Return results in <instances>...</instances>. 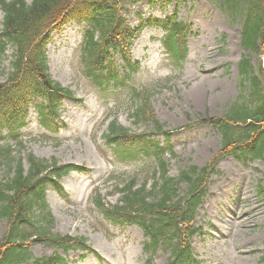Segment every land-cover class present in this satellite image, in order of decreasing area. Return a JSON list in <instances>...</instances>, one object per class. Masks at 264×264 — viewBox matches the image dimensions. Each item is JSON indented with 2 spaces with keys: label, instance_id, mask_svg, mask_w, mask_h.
Segmentation results:
<instances>
[{
  "label": "trees",
  "instance_id": "1",
  "mask_svg": "<svg viewBox=\"0 0 264 264\" xmlns=\"http://www.w3.org/2000/svg\"><path fill=\"white\" fill-rule=\"evenodd\" d=\"M139 1L0 0L4 11L0 57L8 48L14 49L12 69L7 80L0 83V167L6 172L5 177H0V218L7 222L0 238V264H68L58 252L35 257L30 251L34 243L64 251H93L87 238L54 231L55 217L46 200L49 187L59 189V180L64 175L83 168L27 152L21 133L29 104L35 100L40 123L46 129L57 132L62 126L60 107L74 93L53 79L46 47L51 32L66 22L83 21L90 27L80 53L84 74L98 87L126 85L128 98L123 105H127L134 121L152 127L151 133L133 131L119 122L116 113L106 115L103 124L107 131L103 138L114 155L128 162L145 159L153 169L142 182L135 177L117 180L114 193L121 196L116 204L99 191L90 203L114 224L136 223L143 229L149 263L157 249L167 244L171 247L167 264H199L190 241L201 230L194 224L195 215L207 194L209 176L216 170L218 160L228 155L241 161L264 158V0H215L220 7L243 18L241 45L246 52L239 62V74L245 95L224 115L200 118L220 131L221 149L205 166L187 165L177 177L169 173L166 152L170 150L173 157L176 154L169 144L162 146L158 138L162 134L169 142L172 135L150 104V89L139 88L133 81L126 84L131 75L125 78L119 75L112 53L119 49L132 74L137 73L139 62H132L128 47L143 26L157 25L166 31L163 42L168 59L174 68L182 70L191 23L178 21L174 14L163 19L150 18L132 27L124 12L127 5ZM253 53L260 55L258 63L254 62ZM4 129L8 130V139L2 137Z\"/></svg>",
  "mask_w": 264,
  "mask_h": 264
},
{
  "label": "rangeland",
  "instance_id": "2",
  "mask_svg": "<svg viewBox=\"0 0 264 264\" xmlns=\"http://www.w3.org/2000/svg\"><path fill=\"white\" fill-rule=\"evenodd\" d=\"M175 10L179 19L192 23L189 55L183 71L171 69L161 28H144L129 49L141 61L136 84L150 89L158 120L172 132V146L178 158L170 159V173L178 176L187 164L202 167L219 153L222 134L200 122V118L224 115L245 95L238 69L245 51L241 47L243 18L220 7L215 0H158L156 3L141 0L128 6L125 16L131 25L137 26L139 13L144 18L164 17ZM3 20L0 9V32ZM85 25L73 20L50 36L47 47L50 72L54 79L70 87L76 98L64 100L61 107L64 127L56 139L45 138L35 107H31L30 124L25 129L27 152L86 168L84 172L64 176L60 181L62 190L49 187L46 192L47 203L55 216L54 230L87 237L98 253L83 257L81 250L67 254L58 250L68 258L69 264H147L142 230L136 225L113 226L89 206L95 187L99 186V193L115 203L119 198L114 193L117 180L134 177L146 180L153 166L145 159L130 162L116 159L104 141L102 132L106 126H102V119L109 111L134 130H150L151 126L134 122L122 104L127 90L103 92L84 75L80 47ZM11 54L9 49L0 58V83L8 78ZM251 56L255 63L261 58L254 53ZM116 58L122 65L120 55ZM160 137L165 143L163 136ZM168 157L171 158L170 154ZM5 175L0 167V177ZM262 189L264 158L241 161L229 155L218 160L210 176L206 200L197 213V225H202L205 231L193 239L194 252L201 264H264ZM6 225V220L0 218V238ZM55 250L43 244L32 246L37 256L50 255ZM168 257V253L158 250L152 264H167Z\"/></svg>",
  "mask_w": 264,
  "mask_h": 264
},
{
  "label": "bare ground",
  "instance_id": "3",
  "mask_svg": "<svg viewBox=\"0 0 264 264\" xmlns=\"http://www.w3.org/2000/svg\"><path fill=\"white\" fill-rule=\"evenodd\" d=\"M241 219V218H240ZM242 222V221H241Z\"/></svg>",
  "mask_w": 264,
  "mask_h": 264
}]
</instances>
